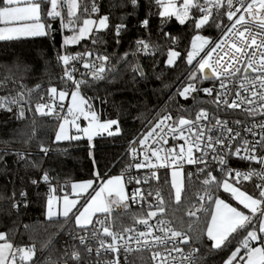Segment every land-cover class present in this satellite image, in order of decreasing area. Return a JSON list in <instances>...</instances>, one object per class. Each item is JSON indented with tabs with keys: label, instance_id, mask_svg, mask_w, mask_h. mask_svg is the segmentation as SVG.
<instances>
[{
	"label": "snow or ice",
	"instance_id": "snow-or-ice-1",
	"mask_svg": "<svg viewBox=\"0 0 264 264\" xmlns=\"http://www.w3.org/2000/svg\"><path fill=\"white\" fill-rule=\"evenodd\" d=\"M128 3L133 9L138 7V0H128ZM120 6L123 7V3ZM153 6L160 18V33L166 41L171 42L163 61L165 67L172 69L179 61H184L189 71L183 79L178 78L176 90L161 110L163 114L158 113L148 121L146 131L133 135L128 141L130 162L121 168L120 173L106 175L94 170L90 179L70 181L76 198H70L67 193L62 197L57 196L55 193L64 191L69 180L53 186L49 170L42 168V160L32 159L33 154L27 147L25 150L11 148L17 137L15 130H10L8 139L0 140L3 144L0 148V173H10L5 159L10 155L15 157L14 164L42 171L39 180L31 179L30 183L38 185L43 182L48 185L44 194L45 219L62 217L64 224L60 226L61 229L66 226L70 228L68 235L72 243L66 245L55 259L50 252L44 264H68L69 261L71 264H89L93 254L97 257L95 264H101L99 257L102 254L111 256L103 264H122L121 252L124 254L123 264H128L127 256L133 250H150L153 264H209L211 259L217 257L219 264H264V122L253 123L251 128L244 127V133L251 136V139H247L240 131L229 127L227 120H221L218 116L212 117L215 123H209L208 110L199 106L210 102L218 109L221 106L227 109L243 108L249 117L258 114L264 116V0H149V9ZM100 13L99 0H0V41L45 36H51L54 41L58 31L63 33L68 30L71 33L63 35L59 48L53 44L56 63L63 69L59 77L60 86L50 84L47 87L46 94L41 95L40 100L47 99L49 102H37L35 113L57 118L58 127L53 143L86 138L87 155L92 158L94 169L93 138L105 134L118 136L122 134V129L118 117L102 119L94 103L98 100L100 104H106L114 93L89 97L85 89H92L99 83L115 84L122 79V64L125 69L131 70L125 84L135 89L138 79L146 80L148 77L138 57H154L162 50L160 44L151 40L149 32L146 38L138 37L132 41L129 50L119 56L115 52L109 54L106 50L107 40L102 33L110 30L114 43L119 46L127 24L122 15L119 23L110 25V15ZM150 16L151 11L139 21L140 27L146 31ZM225 17L227 23H224ZM172 18L180 25H190L195 32L184 55L175 47L179 37L163 31ZM57 24L58 28L55 26ZM206 27H215L220 33L218 38L202 35ZM84 40H89L92 46L75 53L67 50V46L80 44ZM3 59L8 61L3 66L9 72L15 69L26 74L33 70L32 65L22 61L16 53H7ZM77 63L85 71L80 72L75 66ZM237 65H242L243 72ZM157 66L158 62L153 64V71ZM160 78V75H156L157 80ZM6 79L0 80V85L5 84ZM205 80L218 82V87L215 83L211 87H201ZM12 83L15 85L17 81L13 80ZM41 87L37 83L28 88L20 82V90L15 95L0 96V110L12 113L10 119L26 120V111H32L31 97L33 93L40 92ZM164 87L171 86L166 84ZM201 92L212 97L211 101L199 100ZM177 98L185 101L191 99L193 103L185 107L179 104ZM168 102L177 105L175 116L167 110ZM81 118L86 121L83 127L79 122ZM234 124L239 126L241 121L236 120ZM257 128L259 132L255 130ZM69 129H75L79 135H71ZM34 137L33 127L32 135L23 139V144L29 146ZM169 137L174 141L183 140V143L178 147H164ZM38 150L45 156L53 151L43 143L38 145ZM232 158L247 162L248 168L231 167ZM253 162L259 167H252ZM186 165L194 167L195 172L186 171ZM132 168L147 169L149 175L141 180L131 175ZM157 169L171 170L169 203L166 204L160 188L145 194L140 187H135L129 197L126 183L148 184L150 179L159 182ZM193 176L200 185L196 192L197 199L187 204L183 217H176L173 210L172 219H158L154 229L149 220L158 215L165 216L172 202L177 206L183 203L188 191L185 177L192 179ZM254 177V190L249 192L244 182L253 181ZM97 180L99 184L95 183ZM165 183H168L167 180ZM85 193V202L77 207L79 197ZM19 197L21 199H17L14 188L11 195L0 197V200L9 203L7 212L18 213L21 206L27 208L29 205L24 190L19 191ZM149 197L154 200L148 204L150 210L134 221L143 225L144 231L116 226L108 218L93 219L97 214L110 217L113 206L127 209L129 199L137 202L147 201ZM229 201H235V205ZM73 222L74 228L71 227ZM133 244L135 248L130 247ZM169 244L171 248L167 247ZM40 248L54 251L52 239L42 243ZM80 249H83V255ZM173 252L177 255L172 256ZM36 253L35 244H14L8 232L0 231V264H36Z\"/></svg>",
	"mask_w": 264,
	"mask_h": 264
},
{
	"label": "trees",
	"instance_id": "trees-1",
	"mask_svg": "<svg viewBox=\"0 0 264 264\" xmlns=\"http://www.w3.org/2000/svg\"><path fill=\"white\" fill-rule=\"evenodd\" d=\"M99 2L101 4L100 14L110 15V25L119 23L122 15L125 17L124 22L127 24V30L122 33L119 46L114 43L110 30L102 33L104 39L107 40L106 50L109 54L115 52L119 56L129 50L132 41L138 37L146 38L149 32L151 33V40L160 44L162 50L157 52L154 57L143 55L138 57L148 77L146 80L138 79L135 89L125 84V81L130 78L131 70L130 68L125 69L123 64L120 65L123 72L122 79L115 84L109 86L105 83H99L92 89H85V94L89 97L94 95L103 97L107 93H114L109 96L108 103L100 104L98 100L94 101V103L102 119L118 117L122 129V134L118 136L109 137L105 134L93 138L95 169L93 168L92 158L87 155L88 142L86 138H81L79 141L53 143L58 124L57 118L35 113V104L39 102V96L42 93H46L47 87L50 84L57 87L60 86L59 77L63 69L56 63L53 44H55L56 48H59L63 35H69L70 32L68 30H64L63 33L56 32L54 41L51 36L21 38L19 41H0V80H5L7 77L5 84L0 85V96L6 94L15 95V92L20 90V82L24 83L28 88H32L37 83L42 85L40 92L33 93L31 97L32 111H26V120L17 121L14 117L10 119L12 113L0 110V140L8 139L10 130H15L17 137L11 148L25 150L27 147V150L33 154L32 159L43 161L42 168L49 170L53 186L64 184L65 179L69 180V183L64 187L66 190H69L70 181L92 178L94 170L106 175L119 174L121 168L129 163V156L127 155L128 141L133 135L140 133L154 115L162 114L161 110L165 108L168 97L172 95L178 86V78L183 79L184 75L189 71V66H186L184 61H179L177 66L172 69L165 67L163 61L166 59V50L171 42L166 41L160 33V18L156 14L155 6L149 9V0H138V7L135 9L128 3V0H99ZM121 3H123V7L120 6ZM149 11H151L150 24L146 31L140 27L139 21L148 15ZM55 26L59 27L58 24ZM163 31L179 37L175 47L177 51H181L182 55L185 54V50L190 46L191 36L195 34L191 30L190 25H180L174 18L168 21ZM216 31L215 27H206L201 33L208 34ZM88 43L89 47H91V42L84 40L80 44L67 46V50L79 52L84 50ZM103 50L101 49V51ZM7 53L18 54L22 61L32 65L33 70L26 74L17 72L15 69H12L11 72L7 71L3 66L8 63V61L3 59ZM128 59L132 60V57ZM157 62L158 66L153 71L152 66ZM113 63H115V60H113ZM156 75H160L161 78L157 80ZM22 77L23 79H21ZM13 80L17 81L15 85L12 83ZM166 84L171 87L165 88L164 85ZM205 84L203 82L200 86L203 87ZM177 99L179 104L185 107H189L193 103L191 99L187 101L180 98ZM199 100L208 101L206 95L202 92L199 93ZM133 105L135 106L133 107ZM199 106L207 107L208 102ZM25 107L27 108L28 105H25ZM176 108L177 105L175 103L168 102L167 110L173 116L176 115ZM13 112H15V108ZM136 117L139 118L136 119ZM33 127L35 128V137L31 140L29 146H25L23 139L32 135ZM20 133H23V135L21 136ZM40 143L51 147L53 151L49 152L47 156L40 153L38 150ZM2 147L3 144L0 143V148ZM64 149H67V151H63ZM5 159L8 161V167L11 171L7 175L0 173V197L11 195L15 188L17 199H21L19 191L24 190L27 194L29 205L27 208L21 206L18 213L16 211L9 213L6 211L9 208V203L6 200H0V209H2L0 210V231L8 232L9 239L14 244H35L37 248L36 264H44V260L49 256L50 252H52L54 259L61 255L62 243L70 228L66 226L61 229L60 226L64 224L62 217L52 218L51 220L45 219L43 208L46 197L44 194L48 190V185L43 182L38 185L30 183L31 179L39 180L42 171L30 167L25 169L14 164L15 157L11 155ZM165 180L168 183H165ZM170 183L169 172H161L156 186L163 191L166 204L169 203ZM185 183L188 188L185 193L186 198L179 206L174 202L170 204L166 214L169 219H172L173 210H175L176 217H183L187 204L195 200L196 192L200 188L199 184L193 179H186ZM244 185L249 192L254 190V182L246 181ZM62 192L58 191V193ZM84 201L85 199L81 201L79 206ZM229 202L235 205V201ZM138 216H140V213L130 209L115 211L114 213V217L118 221L124 222V224H129ZM184 218L185 220L187 219V217ZM71 227H75L74 222ZM49 238L52 239L54 251L52 249L41 250L40 245ZM129 264H152V261L149 253L138 252L132 256ZM209 264H219V258L211 259Z\"/></svg>",
	"mask_w": 264,
	"mask_h": 264
},
{
	"label": "built area",
	"instance_id": "built-area-1",
	"mask_svg": "<svg viewBox=\"0 0 264 264\" xmlns=\"http://www.w3.org/2000/svg\"><path fill=\"white\" fill-rule=\"evenodd\" d=\"M224 23H227V20H226V17L224 18ZM202 35H207V36H210V37H212V38H214V39H216V38H218V36H219V32L218 31H216V32H210V33H208V34H205V33H201ZM89 47V43L86 45V47L85 48H88ZM85 50V49H84ZM81 51H83V50H81ZM73 53H75V52H73ZM79 70H80V72H83V71H85V69H83L82 67H81V65H80V63H77L76 65H75ZM238 67H241V72H243V67H242V65H237ZM62 74H63V72L61 73V75L60 76H62ZM89 80H90V77L88 78ZM206 82H208V83H206L203 87H211V86H213V84L215 83L216 84V86L218 87V82H214L213 80H205ZM233 91H235V88H233ZM242 91V90H241ZM46 93H42L41 95H45ZM242 94H244L243 92H242ZM40 95V96H41ZM40 96H39V102H44V103H48L49 101H47V99H45L44 101H41L40 100ZM206 99L208 100V101H211V99H212V97H208L207 95H206ZM207 110H208V112H209V123H215V121L212 119V117L213 116H218L221 120H227V122H228V126L229 127H233L236 131H240L241 132V135L242 136H244L245 138H247V139H251V136L250 135H246L245 133H244V127H249V128H251V127H253V123H256V124H259V123H262V122H264V116H260L259 114L257 115V116H255V117H249V116H247L245 113H244V111H243V108H241V109H227V108H225V107H223V106H221L219 109L216 107V105L215 104H212V103H210V102H208V106L207 107H205ZM163 114V113H162ZM157 116V114L156 115H154L153 116V118L151 119V120H153L154 119V117H156ZM150 120V121H151ZM236 120H239V121H241V124L239 125V126H237V125H235L234 124V121H236ZM147 130V125L141 130V132L142 131H146ZM257 132H259L260 130L257 128V129H255ZM213 135H215V132L213 133ZM259 137H257V139H258ZM151 143V142H150ZM183 143V140H179V139H177V140H173L171 137H169L168 138V144L167 145H164V147H168V148H172V147H178L180 144H182ZM141 159H142V157H140ZM129 162H130V157H129ZM230 166L231 167H233V168H240V169H243V170H246L247 168H248V163L247 162H244V161H240L238 158H232L231 160H230ZM252 167H254V168H258L259 167V165L258 164H256L255 162H253L252 163V165H251ZM185 169H186V171H191V172H195V168L194 167H192V166H185ZM170 171V169H157V175L158 176H160V173L161 172H169ZM216 173L214 172V175H215ZM131 175H133V176H138V177H140L141 178V180H143V177L144 176H146V175H149V171L147 170V169H141V170H137V169H135V168H132L131 169ZM186 179H188L187 177H185V180ZM192 179L193 180H195L196 181V178H195V176H193L192 177ZM197 182V181H196ZM252 182H256V178L254 177L253 178V181ZM156 183H157V181H154V180H149V182H148V184H141V185H136L134 182L133 183H131V184H128V183H126L127 184V189H128V195H129V197H131V194H132V190L135 188V187H140L141 188V190L142 191H144L145 192V194H147V191H149V190H153V192H154V190L156 189V188H159V187H157L156 186ZM198 183V182H197ZM199 184V183H198ZM200 186V185H199ZM161 190V189H160ZM161 192H162V194L164 195V193H163V191L161 190ZM197 199V197H195V200ZM154 202V200H153V198H151V197H149L148 198V200L147 201H142V200H137V202H133L131 199H129V201H128V203H129V206H130V210L131 211H137L138 213H140V216L141 215H146L147 214V212L150 210L149 208H148V204L149 203H153ZM123 210V207H118L116 210H114V212H113V214L110 216V217H106L105 215H103V214H98L96 217H95V219L98 217L99 219H101V220H103V219H106V218H108V219H111L114 223H115V225L116 226H119V225H123L124 227H129V228H135L137 231H144L145 229H144V226L143 225H140V224H136L134 221H135V218H134V220L132 221V222H130L129 224H124V222H120V221H118L115 217H114V213H115V211H122ZM139 217V216H138ZM94 219V220H95ZM158 219H169L168 217H166V215L165 216H163V217H160L159 215L157 216V217H153V218H151L150 220H149V223L151 224V225H153V227H154V229H155V226H156V224H157V220ZM174 226H175V224H174ZM96 227H99L98 225L96 226ZM91 227L89 228V235H90V233H91ZM81 235H83V232H81L80 233ZM156 234H160V233H156ZM133 235H135V233H133ZM110 239V238H109ZM72 243V241H71V239H70V237H69V235L67 234L66 236H65V238H64V240H63V243H62V248H64L66 245H68V244H71ZM78 243V242H77ZM93 247H95L96 245H95V243H93V245H92ZM130 247H133V248H135V245L133 244V245H130ZM167 247H169V248H171V245L169 244V245H167ZM185 250H186V248H185ZM80 251H81V253H82V255L84 254L83 253V249H80ZM161 251H163L162 249H161ZM138 252H147V253H149V255H150V258H151V251L150 250H142V251H135V250H133L132 252H130L129 254H128V256H127V261H128V264L130 263V261H131V258H132V256L134 255V254H136V253H138ZM171 255L172 256H175V255H177L176 253H171ZM96 259H97V257L95 256V254H93L92 255V257L90 258V262H89V264H95V261H96ZM99 259H100V261H101V264H103V261L105 260V259H111V256L110 255H104V254H102L100 257H99ZM120 259H121V261H122V264H123V259H124V254H123V252H121V254H120ZM152 261V260H151ZM68 264H71V261H69L68 262ZM152 264H153V262H152Z\"/></svg>",
	"mask_w": 264,
	"mask_h": 264
},
{
	"label": "rangeland",
	"instance_id": "rangeland-1",
	"mask_svg": "<svg viewBox=\"0 0 264 264\" xmlns=\"http://www.w3.org/2000/svg\"><path fill=\"white\" fill-rule=\"evenodd\" d=\"M94 18H95V17H94ZM70 34H71V33H70ZM70 34H69V35H70ZM204 83H208V82L204 81ZM68 100H70V97L68 98ZM68 100H66L65 103H67ZM57 111H59V109H57ZM65 111H66V108H65ZM79 122L81 123V126H82V127L86 124V121H83L82 118H81V120H80ZM57 127H58V124H57ZM69 132H70L71 135H79V133H77L75 129H69ZM82 138H83V137H82ZM94 138H95V137H94ZM170 172H171V170L169 171V174H170ZM113 175H118V174H113ZM170 182H171V175H170ZM95 183H96V184H99V181H98V182L95 181ZM126 189H127V184H126ZM89 191H91V189H90ZM127 192H128V189H127ZM66 193L69 194V197H70V198H76V194L72 193L71 186H69V190L64 189V191H63L62 193H58V192H57V193H55V195L62 197V196H63L64 194H66ZM86 197H87V193H85L84 195H82V196L79 197L77 207H81V206H82V205H81V206H79V205H80L81 201H82L83 199H85ZM84 202H85V201H84ZM117 208H118V207L113 206L112 211H111V215L113 214L114 210H116ZM129 208H130V206H129V203H128V208H127V209L123 208V210H129ZM74 211H75V209H74ZM97 215H98V214H97ZM95 217H96V216H94L93 219H95Z\"/></svg>",
	"mask_w": 264,
	"mask_h": 264
}]
</instances>
